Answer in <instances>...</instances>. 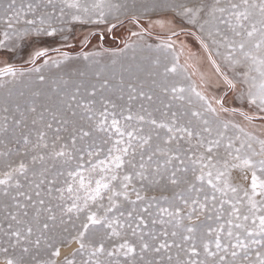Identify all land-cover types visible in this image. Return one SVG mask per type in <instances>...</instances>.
<instances>
[{
  "label": "snow or ice",
  "instance_id": "snow-or-ice-1",
  "mask_svg": "<svg viewBox=\"0 0 264 264\" xmlns=\"http://www.w3.org/2000/svg\"><path fill=\"white\" fill-rule=\"evenodd\" d=\"M0 264H264V0H0Z\"/></svg>",
  "mask_w": 264,
  "mask_h": 264
},
{
  "label": "rangeland",
  "instance_id": "rangeland-1",
  "mask_svg": "<svg viewBox=\"0 0 264 264\" xmlns=\"http://www.w3.org/2000/svg\"><path fill=\"white\" fill-rule=\"evenodd\" d=\"M103 42H104V44H105L106 47H111V46L114 45V43H116V41H113L111 39V36H107Z\"/></svg>",
  "mask_w": 264,
  "mask_h": 264
},
{
  "label": "flooded vegetation",
  "instance_id": "flooded-vegetation-1",
  "mask_svg": "<svg viewBox=\"0 0 264 264\" xmlns=\"http://www.w3.org/2000/svg\"><path fill=\"white\" fill-rule=\"evenodd\" d=\"M111 39H112L113 41L118 42V38L114 39V38L111 37Z\"/></svg>",
  "mask_w": 264,
  "mask_h": 264
},
{
  "label": "water",
  "instance_id": "water-1",
  "mask_svg": "<svg viewBox=\"0 0 264 264\" xmlns=\"http://www.w3.org/2000/svg\"><path fill=\"white\" fill-rule=\"evenodd\" d=\"M113 38V37H112Z\"/></svg>",
  "mask_w": 264,
  "mask_h": 264
}]
</instances>
